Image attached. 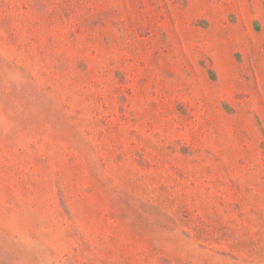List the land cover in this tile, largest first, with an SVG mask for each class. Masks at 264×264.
Listing matches in <instances>:
<instances>
[{
	"label": "rangeland",
	"instance_id": "obj_1",
	"mask_svg": "<svg viewBox=\"0 0 264 264\" xmlns=\"http://www.w3.org/2000/svg\"><path fill=\"white\" fill-rule=\"evenodd\" d=\"M0 264H264V0H0Z\"/></svg>",
	"mask_w": 264,
	"mask_h": 264
}]
</instances>
